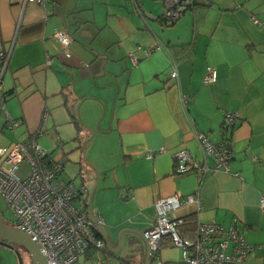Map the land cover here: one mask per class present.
<instances>
[{
	"label": "crops",
	"instance_id": "1",
	"mask_svg": "<svg viewBox=\"0 0 264 264\" xmlns=\"http://www.w3.org/2000/svg\"><path fill=\"white\" fill-rule=\"evenodd\" d=\"M139 2L145 16L125 0H0L1 36L12 52L0 112L4 99L20 123L7 129L1 112L0 140L4 147L26 141L47 114L38 144L65 170L74 152L94 149L100 158L91 161L90 184L65 176L92 191L89 207L82 199L87 193L74 204L102 217L114 245L124 229H152L157 201L200 190V219L189 206L172 216L184 220L182 236L194 239L198 220L225 228L236 224L257 247L240 264H264V0H203L172 25L162 18L161 0ZM57 30L73 38L70 59L54 38ZM130 53L139 57L138 65ZM208 67L217 71L211 85L204 83ZM228 112L237 122L226 134ZM197 133L213 144L227 135L234 143L229 171H213L202 184L194 174L177 175L173 159L187 150L203 160ZM208 164L214 168L211 157ZM99 234L105 264L110 257L116 264L115 256L145 263L146 243L139 256L138 248L126 246L135 233H122L116 250L108 248L104 229ZM159 255L161 264H185L169 237ZM83 258L95 264L93 251Z\"/></svg>",
	"mask_w": 264,
	"mask_h": 264
},
{
	"label": "built area",
	"instance_id": "2",
	"mask_svg": "<svg viewBox=\"0 0 264 264\" xmlns=\"http://www.w3.org/2000/svg\"><path fill=\"white\" fill-rule=\"evenodd\" d=\"M45 1L27 0L28 3L40 4H44ZM125 1H132L136 12L145 16L139 0ZM161 1L164 4L162 18L169 25L178 22L187 11L203 2V0ZM54 38L62 54L70 59L73 43L70 33L67 30H57ZM138 49L140 50V47ZM11 53L5 49L0 29V94ZM147 55L149 56L150 52H147ZM129 58L134 65L140 62L136 53H130ZM51 62L49 59L48 63ZM170 75L173 79L178 77L175 70ZM216 82V69L208 67L204 83L211 85ZM183 103L184 105L189 103L188 97H184ZM1 112L7 129L14 130L19 127L20 123L12 119L7 111L4 99L1 100ZM47 117L45 114L42 126L26 141L0 147V196L15 218L14 226L23 233L32 235V240L37 245L39 243L42 245L44 255L49 256L47 259L49 264H80L81 258L92 251L95 253V264H105L102 252L106 249V244L99 234L103 228L90 220L88 210H81L74 204L87 193L86 187H77L69 180L65 176L64 163L54 161L38 144V138L46 132ZM236 122V115L225 113L224 133H231ZM196 137L205 151L203 160L195 159L187 150L175 152L173 159L176 174L180 176L194 174L202 184L213 171L228 172L234 153L232 138L227 135L220 144H213L204 134L197 133ZM164 152L162 149L161 153ZM209 157L213 159V169L209 167ZM188 206L194 208L196 217L200 219V214L204 211L200 190L194 195L175 194L156 202V221L152 229L144 233L150 243L151 256L155 264H161L160 246L166 237L182 251L185 264H240L257 249L248 243L236 224L225 228L215 221L198 220L195 238L190 240L183 237L180 228L184 226V220L172 216ZM260 207L264 212V198L261 199ZM95 218L105 228L106 224L102 217Z\"/></svg>",
	"mask_w": 264,
	"mask_h": 264
},
{
	"label": "water",
	"instance_id": "3",
	"mask_svg": "<svg viewBox=\"0 0 264 264\" xmlns=\"http://www.w3.org/2000/svg\"><path fill=\"white\" fill-rule=\"evenodd\" d=\"M90 220L94 222L96 225L102 227L105 231L106 235V241L107 246L110 250H116L122 248V233L128 232V233H135L137 236H133L132 238H129L128 241H126V246H131L132 248L136 249L138 248V254L137 256L141 255L143 252H139V249L144 246L146 243V258L144 264H155V260L151 256V249H150V243L145 237L143 233H140L134 229H124L120 232L117 244L114 245L112 243V240L108 234V232L105 230L103 226H101L96 218L94 217L93 210L90 208ZM137 237H139L137 239ZM33 236L29 235L27 232L23 233L20 229H17L15 226L7 223L2 219L1 213H0V246L7 247L11 249L12 251L16 252V254L19 257L20 263L23 264L22 261V255L21 251L26 252L25 257V264H49L48 263V257L44 255V249L42 245L39 243L38 245L35 243V241L32 240ZM139 239H142L139 241ZM115 259L117 261L116 264H135L134 261H127L123 257H116Z\"/></svg>",
	"mask_w": 264,
	"mask_h": 264
},
{
	"label": "rangeland",
	"instance_id": "4",
	"mask_svg": "<svg viewBox=\"0 0 264 264\" xmlns=\"http://www.w3.org/2000/svg\"><path fill=\"white\" fill-rule=\"evenodd\" d=\"M155 7L157 8L158 6L156 5ZM153 13L158 14L159 10L157 12L153 10ZM3 143L4 142L0 140V147H4ZM106 153L107 151H102V154H106ZM85 156H86V160H85ZM99 158L100 157H98L94 149H92L91 154H87V155H86V152L82 154V150L79 149L78 151L74 152L68 159H66L67 162H66V170H65L66 174L65 175H67L68 178H70L71 180L73 179L79 180V182L83 179L86 182L85 184L88 185L90 184L89 177H88V171L92 169V166H93L91 161L94 162L95 159L97 160ZM91 192L89 190V192L82 198L84 207H89V200H90ZM86 210L88 209L86 208ZM0 213L4 221L14 226L15 218L13 214L8 210L7 204L1 196H0ZM21 255H22L21 257H22L23 264H25L24 259L26 257V252L21 251ZM113 261L114 259L112 260V257H110L109 259L107 258L106 264H115ZM80 263L81 264H93L92 261L85 262V259L83 257L81 258ZM0 264H21V263H20L19 257L16 254V252L12 251L11 249L7 247L0 246Z\"/></svg>",
	"mask_w": 264,
	"mask_h": 264
},
{
	"label": "clouds",
	"instance_id": "5",
	"mask_svg": "<svg viewBox=\"0 0 264 264\" xmlns=\"http://www.w3.org/2000/svg\"><path fill=\"white\" fill-rule=\"evenodd\" d=\"M73 44V43H72ZM72 46V45H71Z\"/></svg>",
	"mask_w": 264,
	"mask_h": 264
}]
</instances>
